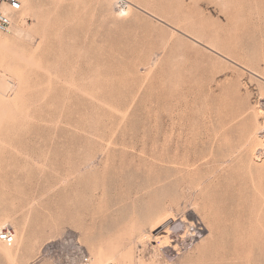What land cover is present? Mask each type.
I'll return each instance as SVG.
<instances>
[{"label":"rangeland","instance_id":"1","mask_svg":"<svg viewBox=\"0 0 264 264\" xmlns=\"http://www.w3.org/2000/svg\"><path fill=\"white\" fill-rule=\"evenodd\" d=\"M126 1L0 33V264H264V0Z\"/></svg>","mask_w":264,"mask_h":264},{"label":"built area","instance_id":"2","mask_svg":"<svg viewBox=\"0 0 264 264\" xmlns=\"http://www.w3.org/2000/svg\"><path fill=\"white\" fill-rule=\"evenodd\" d=\"M127 6L126 0L117 1V8L121 11L125 10ZM21 9L20 0H0V33L10 31L13 19ZM261 152L264 154V149ZM14 238V231L11 227L0 228V241L3 244L12 245ZM44 253L53 259L52 264H95L86 248L70 236L49 243Z\"/></svg>","mask_w":264,"mask_h":264},{"label":"bare ground","instance_id":"3","mask_svg":"<svg viewBox=\"0 0 264 264\" xmlns=\"http://www.w3.org/2000/svg\"><path fill=\"white\" fill-rule=\"evenodd\" d=\"M118 1V0H117ZM127 8H128V6H127ZM127 8L125 9V10H123V11H121L120 9V12H126L127 13ZM133 8V7H132ZM22 10V9H21ZM14 23V22H13ZM14 25V24H13ZM13 27V26H12ZM12 30V28L10 29V31ZM9 31V32H10ZM9 32H5V33H9ZM4 76L2 75V73L0 72V81H2V83L3 84H5V85H7V83L9 82V80L8 79H4L3 78ZM5 89L3 88V86H1L0 85V94H4V95H6V92L4 91ZM4 226H9V224L8 225H2L0 228H2V227H4ZM14 231V230H13ZM14 236H15V232H14ZM16 238V237H15ZM15 238H14V243L12 244V245H6V244H3L1 241H0V243H2L4 246H6V247H10V246H13L14 244H15ZM6 255L9 257V258H12V253H11V251L8 249L7 251H6Z\"/></svg>","mask_w":264,"mask_h":264}]
</instances>
